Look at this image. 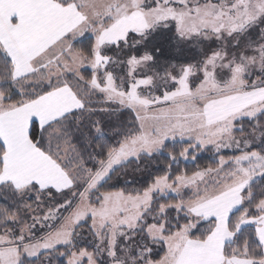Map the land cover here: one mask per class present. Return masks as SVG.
<instances>
[{
  "label": "snow or ice",
  "instance_id": "6c2138e0",
  "mask_svg": "<svg viewBox=\"0 0 264 264\" xmlns=\"http://www.w3.org/2000/svg\"><path fill=\"white\" fill-rule=\"evenodd\" d=\"M0 193V264H264V0H0Z\"/></svg>",
  "mask_w": 264,
  "mask_h": 264
},
{
  "label": "trees",
  "instance_id": "16d2710c",
  "mask_svg": "<svg viewBox=\"0 0 264 264\" xmlns=\"http://www.w3.org/2000/svg\"><path fill=\"white\" fill-rule=\"evenodd\" d=\"M224 154L228 155L231 153ZM215 162L216 154L212 150H204L199 153L195 162L188 160L181 162L177 167L180 170H187L191 173L196 170L197 167L203 168L206 166H215ZM168 163L169 161L164 156H160L155 160L142 161L138 167L136 165H132L128 168L126 175H121L119 181H113V183H116L118 187L128 189L145 187L147 184L152 182L154 176L163 173V170ZM10 202V199H5L4 194L0 193V205H6ZM63 262L64 258L61 257L58 260H55L53 264H63Z\"/></svg>",
  "mask_w": 264,
  "mask_h": 264
},
{
  "label": "rangeland",
  "instance_id": "374dc122",
  "mask_svg": "<svg viewBox=\"0 0 264 264\" xmlns=\"http://www.w3.org/2000/svg\"><path fill=\"white\" fill-rule=\"evenodd\" d=\"M208 150H211V149H208ZM227 153V152H226Z\"/></svg>",
  "mask_w": 264,
  "mask_h": 264
}]
</instances>
